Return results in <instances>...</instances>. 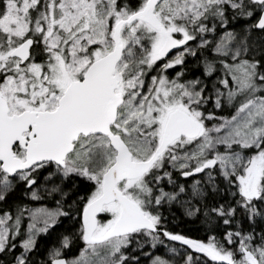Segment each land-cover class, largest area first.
I'll list each match as a JSON object with an SVG mask.
<instances>
[{
	"label": "snow or ice",
	"instance_id": "1",
	"mask_svg": "<svg viewBox=\"0 0 264 264\" xmlns=\"http://www.w3.org/2000/svg\"><path fill=\"white\" fill-rule=\"evenodd\" d=\"M142 257L264 264V0H0V264Z\"/></svg>",
	"mask_w": 264,
	"mask_h": 264
},
{
	"label": "trees",
	"instance_id": "2",
	"mask_svg": "<svg viewBox=\"0 0 264 264\" xmlns=\"http://www.w3.org/2000/svg\"><path fill=\"white\" fill-rule=\"evenodd\" d=\"M170 74L174 75L173 73ZM48 206L55 207V202L51 199L45 200L41 202V204H37L35 206ZM32 206V205H29ZM165 216L168 217V227L170 230L183 234L189 238L199 239L202 241H207L209 236L215 235L217 238H221L222 233L224 232V227L221 225L218 228H215L214 231H210V225L206 223L203 215L197 216H187L185 213L175 206L172 207L171 212L165 210ZM76 227L75 223L72 220L62 218L61 223L58 224L53 230L50 231V234L43 235L40 238V248L41 251L45 249V247L53 244L57 241L61 233L68 234L74 230ZM165 246H158L155 250H149L153 252L155 255H165L168 254V248L176 247L178 250L182 249L184 246L177 242H169L166 241ZM82 242H76V244L72 247V251L68 253V255H74L77 253L78 249L82 247ZM142 264H149L147 257H142ZM211 264V262H210Z\"/></svg>",
	"mask_w": 264,
	"mask_h": 264
},
{
	"label": "flooded vegetation",
	"instance_id": "3",
	"mask_svg": "<svg viewBox=\"0 0 264 264\" xmlns=\"http://www.w3.org/2000/svg\"><path fill=\"white\" fill-rule=\"evenodd\" d=\"M188 63H189L190 68H192V70L195 71V69L193 67L194 62L191 60V58H189ZM169 71H171V73L174 74L175 71H179V66H177L175 70H169ZM42 206H45V205H42ZM45 207H48V206H45Z\"/></svg>",
	"mask_w": 264,
	"mask_h": 264
},
{
	"label": "rangeland",
	"instance_id": "4",
	"mask_svg": "<svg viewBox=\"0 0 264 264\" xmlns=\"http://www.w3.org/2000/svg\"><path fill=\"white\" fill-rule=\"evenodd\" d=\"M174 207V206H173ZM176 208H179V209H181L184 213H185V211H184V209L183 208H181L180 206H175ZM186 215V214H185ZM51 245V244H50ZM166 255V254H165Z\"/></svg>",
	"mask_w": 264,
	"mask_h": 264
},
{
	"label": "water",
	"instance_id": "5",
	"mask_svg": "<svg viewBox=\"0 0 264 264\" xmlns=\"http://www.w3.org/2000/svg\"><path fill=\"white\" fill-rule=\"evenodd\" d=\"M177 243H179V242H177ZM180 244V243H179Z\"/></svg>",
	"mask_w": 264,
	"mask_h": 264
}]
</instances>
